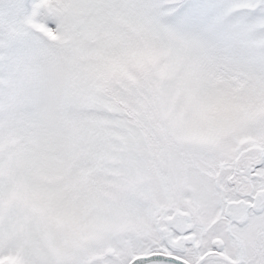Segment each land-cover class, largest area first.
Instances as JSON below:
<instances>
[{"label": "snow or ice", "instance_id": "obj_1", "mask_svg": "<svg viewBox=\"0 0 264 264\" xmlns=\"http://www.w3.org/2000/svg\"><path fill=\"white\" fill-rule=\"evenodd\" d=\"M0 264H264V0H0Z\"/></svg>", "mask_w": 264, "mask_h": 264}]
</instances>
